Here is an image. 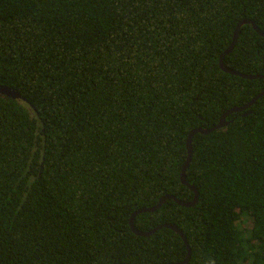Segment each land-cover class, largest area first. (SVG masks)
<instances>
[{
    "label": "trees",
    "instance_id": "obj_1",
    "mask_svg": "<svg viewBox=\"0 0 264 264\" xmlns=\"http://www.w3.org/2000/svg\"><path fill=\"white\" fill-rule=\"evenodd\" d=\"M264 0H0V264H173L188 138L264 92L224 71ZM224 66L264 75L241 27ZM249 112V113H248ZM248 113V114H247ZM193 137L187 264H264V96ZM250 222L249 227L245 224Z\"/></svg>",
    "mask_w": 264,
    "mask_h": 264
},
{
    "label": "water",
    "instance_id": "obj_2",
    "mask_svg": "<svg viewBox=\"0 0 264 264\" xmlns=\"http://www.w3.org/2000/svg\"><path fill=\"white\" fill-rule=\"evenodd\" d=\"M245 24L252 25V27L259 33V35H261L262 37H264V32L261 31L253 21H251V20H242L239 23V25H238V27L236 29L233 43L231 44V46L225 51V53L221 57L220 66H221V68L224 71H226V72H228L230 74H233V75H239V76H241L243 78H247V79L264 78V75L263 76H257V75H247V74H243V73H238L236 71L229 70V69H227L224 66L223 60H224L225 56L228 55V54H230L231 51L235 48V46L237 44V41H238V37H239V34H240L241 27L243 25H245ZM0 95L6 96V97H9V98H12V99H23V100H25V98L22 97L21 93H19L18 91L14 90V89H12L10 87L3 86L1 84H0ZM263 96H264V92L261 93V94H259L258 96H256L248 104H246L244 106H241V107L232 108L227 113H225V115L221 118L219 124L216 127L212 128V129L198 128V129L193 130L190 133L189 138H188V143H187V147H188V158H187V161H186V163L184 165V168H183V171H182V174H181V181H182L183 184L189 186L191 188V190H193L195 192V198H194V200H192L191 202H185V201L180 200V199H178V198H176L174 196L167 195V196L162 197L156 206L149 207V208H146V207L141 208L140 210H138L137 212H135L133 214V216L131 217V220H130L131 229H132V231L135 234H137L139 236L149 237V236L155 234L158 230H160L162 228H170V229L174 230L176 233H178L183 238V240L185 241V243L187 244V247H188V255H187V257H186V259L184 261L178 262V263H173V264H187V263H189V261L191 259V250H190L189 242L187 240V237L183 233V231L179 227H177L175 224L166 223V224H162V225L154 228L151 231L143 232V231L138 230L135 227V224H134L135 218L137 217L138 214L151 213V212H155V211L159 210L163 206V204L168 199H170V198L173 199L179 205L184 206V207H191V206L195 205L198 202V199H199L198 190L195 188L194 185L189 184V182L186 179V171H187L188 167L190 166V163H191V160H192V155H193L192 141H193L194 135L197 134V133H200V134H203V135H208V134L212 133L215 130H220V129L225 128L228 125V123H229L227 121V117L230 114L236 113V112H243V111L248 110L250 107H252L255 104V102L258 99H260Z\"/></svg>",
    "mask_w": 264,
    "mask_h": 264
},
{
    "label": "rangeland",
    "instance_id": "obj_3",
    "mask_svg": "<svg viewBox=\"0 0 264 264\" xmlns=\"http://www.w3.org/2000/svg\"><path fill=\"white\" fill-rule=\"evenodd\" d=\"M249 225H250V222H247V223L245 224L246 227H249Z\"/></svg>",
    "mask_w": 264,
    "mask_h": 264
}]
</instances>
